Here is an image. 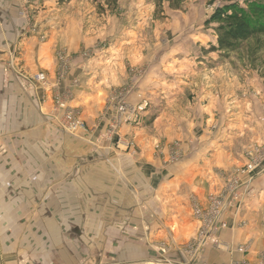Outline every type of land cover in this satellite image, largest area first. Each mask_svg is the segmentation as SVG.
Wrapping results in <instances>:
<instances>
[{"label":"rangeland","instance_id":"1","mask_svg":"<svg viewBox=\"0 0 264 264\" xmlns=\"http://www.w3.org/2000/svg\"><path fill=\"white\" fill-rule=\"evenodd\" d=\"M245 1L179 0L172 7L158 0H26L21 12L28 26L25 39L62 40L66 19L83 23L87 33L75 51L54 47L56 80L71 71L77 77L66 94L53 96V121L63 98L84 123L83 129L67 132L92 131L83 104L94 100L104 112L113 109L104 130L112 150L139 155L151 149L159 167L192 156V177L200 176L195 182L205 196L187 197L199 223L196 240L187 245L191 255L207 244L218 246L215 234L225 227L228 212L239 215L240 228L264 231L263 215L250 224L244 219L258 208L256 200L264 201V192L253 186L264 169V48L251 39L235 51L220 52L214 49L216 24L207 23L218 5L245 7ZM51 22L55 32L49 31ZM15 60L10 65L19 73ZM209 178L217 179V189L205 188ZM248 249L236 247L243 256ZM229 264L252 263L242 258ZM254 264H264V250Z\"/></svg>","mask_w":264,"mask_h":264},{"label":"crops","instance_id":"2","mask_svg":"<svg viewBox=\"0 0 264 264\" xmlns=\"http://www.w3.org/2000/svg\"><path fill=\"white\" fill-rule=\"evenodd\" d=\"M25 1L0 0V264H229L242 258L254 264L264 231L240 228L232 212L215 234L217 247L188 253L199 223L187 197L205 196L195 182L200 176L192 177V156L159 167L151 149L139 155L112 150L104 130L113 109L104 112L94 100L83 104L92 131L58 127L53 96L66 94L77 76L71 71L56 80L54 47L75 51L87 33L83 23L66 19L62 40L25 39ZM40 72L46 80L32 82ZM257 176L253 186L264 192V169ZM216 180L209 178L205 188L217 189ZM254 205L244 218L249 224L264 217V201ZM239 245L249 246L245 256Z\"/></svg>","mask_w":264,"mask_h":264},{"label":"trees","instance_id":"3","mask_svg":"<svg viewBox=\"0 0 264 264\" xmlns=\"http://www.w3.org/2000/svg\"><path fill=\"white\" fill-rule=\"evenodd\" d=\"M158 2H168L174 7L178 5L179 0ZM207 23L216 24L217 47L214 49L220 52L235 51L241 44L251 39L258 42V49L264 48V0H246L245 7L236 2L218 5Z\"/></svg>","mask_w":264,"mask_h":264},{"label":"built area","instance_id":"4","mask_svg":"<svg viewBox=\"0 0 264 264\" xmlns=\"http://www.w3.org/2000/svg\"><path fill=\"white\" fill-rule=\"evenodd\" d=\"M46 79V76L44 73L40 72L35 74L32 78L31 81L34 83H39V82H44ZM57 109L59 110V116L58 118L57 115L54 118V121L57 123L58 127L64 131L68 132H75L79 131L84 128V123L82 120L78 119L72 111H70L67 108L66 105V100L65 99H58L57 100ZM132 112H128L127 117L129 120H132ZM252 169V168H251ZM240 251L243 252L242 249Z\"/></svg>","mask_w":264,"mask_h":264},{"label":"bare ground","instance_id":"5","mask_svg":"<svg viewBox=\"0 0 264 264\" xmlns=\"http://www.w3.org/2000/svg\"><path fill=\"white\" fill-rule=\"evenodd\" d=\"M78 43V42H77ZM76 49V48H75ZM69 52V51H68ZM154 69V68H153ZM159 72V71H158ZM255 86V85H254ZM148 100V99H147ZM264 111V110H263ZM235 147V146H234Z\"/></svg>","mask_w":264,"mask_h":264}]
</instances>
